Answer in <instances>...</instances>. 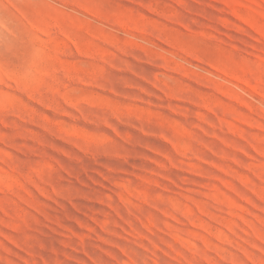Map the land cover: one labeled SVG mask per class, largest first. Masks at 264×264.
<instances>
[{
    "label": "rangeland",
    "instance_id": "1",
    "mask_svg": "<svg viewBox=\"0 0 264 264\" xmlns=\"http://www.w3.org/2000/svg\"><path fill=\"white\" fill-rule=\"evenodd\" d=\"M0 264H264V0H0Z\"/></svg>",
    "mask_w": 264,
    "mask_h": 264
},
{
    "label": "bare ground",
    "instance_id": "2",
    "mask_svg": "<svg viewBox=\"0 0 264 264\" xmlns=\"http://www.w3.org/2000/svg\"><path fill=\"white\" fill-rule=\"evenodd\" d=\"M11 189H13V188H11Z\"/></svg>",
    "mask_w": 264,
    "mask_h": 264
}]
</instances>
